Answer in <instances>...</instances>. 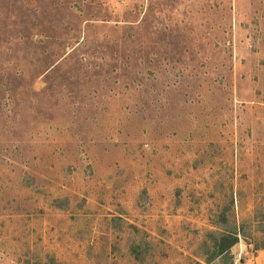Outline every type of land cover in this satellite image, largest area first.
<instances>
[{"label":"rangeland","instance_id":"374dc122","mask_svg":"<svg viewBox=\"0 0 264 264\" xmlns=\"http://www.w3.org/2000/svg\"><path fill=\"white\" fill-rule=\"evenodd\" d=\"M0 264H264V0H0Z\"/></svg>","mask_w":264,"mask_h":264},{"label":"trees","instance_id":"16d2710c","mask_svg":"<svg viewBox=\"0 0 264 264\" xmlns=\"http://www.w3.org/2000/svg\"><path fill=\"white\" fill-rule=\"evenodd\" d=\"M219 240L222 242V244L219 247V252H222L226 248L230 247L236 241V237L233 234L232 235L224 234L219 237Z\"/></svg>","mask_w":264,"mask_h":264}]
</instances>
